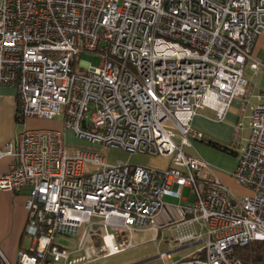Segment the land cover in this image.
I'll return each mask as SVG.
<instances>
[{
	"label": "built area",
	"instance_id": "2783aa9c",
	"mask_svg": "<svg viewBox=\"0 0 264 264\" xmlns=\"http://www.w3.org/2000/svg\"><path fill=\"white\" fill-rule=\"evenodd\" d=\"M263 32L264 0H0V86L16 88L18 118L61 117L0 148L9 158L0 191L26 196L28 249L16 263L96 261L136 246L133 232L154 231L155 240L168 228L181 245L201 244L172 264H242L236 249L264 240L262 95L230 173L250 194L232 196L186 149L208 140L191 123L201 111L222 121L235 99L245 111L244 68L264 73L253 53ZM82 53L98 55V66ZM66 131L169 162L106 163L93 149H68ZM57 235L76 237L73 251L84 254L71 259ZM0 264H12L1 250Z\"/></svg>",
	"mask_w": 264,
	"mask_h": 264
},
{
	"label": "crops",
	"instance_id": "0c3cea01",
	"mask_svg": "<svg viewBox=\"0 0 264 264\" xmlns=\"http://www.w3.org/2000/svg\"><path fill=\"white\" fill-rule=\"evenodd\" d=\"M262 46H264V32L257 38L253 49L254 56L257 60H258L257 56L259 50L261 49ZM259 72L257 73V75L259 74ZM248 85L252 93V86L250 85L249 80H248ZM263 86H264V77H263ZM259 91L260 92L258 95H262V97L264 98V90H259ZM16 92L17 91L15 87L0 86V148L3 147L8 142H15L18 133L23 129L28 128L29 124L34 121V118L20 119L17 117ZM240 103L241 101L239 99H235L232 102L231 107L227 111L222 121H217L215 119V115L213 111L209 109H205L196 116H194L191 122L192 127L202 132L207 139L225 145L226 147L233 150L234 154L231 155L234 156L235 158H233L232 160L231 159L229 160L228 158H224L222 151H218L217 149L211 147L210 145L206 144L205 141H194L192 143V146L186 149L187 153L201 157L202 159L207 161L209 165L212 164L213 162H218L221 159H225L223 169L225 173L228 175H230L231 171L236 166V162H237L236 150L244 144V143L242 144V139H240V137L237 136V132H236V123L238 122L239 117L245 114L244 112L241 113L239 110ZM153 158L164 159V164L163 166H157V165H150V166L161 168L168 165L169 161L168 158L166 157L157 156ZM226 160L230 162L227 163ZM8 163H9V158L4 157L0 159V172H4L7 170ZM212 171L213 174L216 173L214 172L213 168ZM25 199L26 196L24 195L23 192L12 193L8 191H0V250L2 251L5 258L10 263H13L14 261L16 262L17 252L19 250L28 249V242H26L27 238L24 235V229L27 222ZM165 229L172 233V237L174 236L175 232L169 230L168 228ZM183 245L184 247H187L198 244L186 243ZM192 255L193 253L190 256ZM190 256H186V257H190Z\"/></svg>",
	"mask_w": 264,
	"mask_h": 264
},
{
	"label": "rangeland",
	"instance_id": "374dc122",
	"mask_svg": "<svg viewBox=\"0 0 264 264\" xmlns=\"http://www.w3.org/2000/svg\"><path fill=\"white\" fill-rule=\"evenodd\" d=\"M258 60L264 63V46L261 47L259 50ZM80 60L84 64H90L93 66H98L100 58L98 55H94L91 53H82L80 56ZM244 75L249 80L250 85L252 86V95L249 98L246 112L244 111V115L239 117L238 122L236 125H241L239 132H237V136L242 139V144L246 142L248 135L250 133L249 127V117H250V106L254 105L256 101V97L259 94V90H264L263 86V69H260L258 75H254L249 71L248 64L244 68ZM61 121V117H55L53 120L48 121L44 119H36L29 124L30 129H38V128H55L59 127ZM65 143L67 148H75V147H86L88 149H93L103 155L105 157L106 163H116V162H124L128 164H135V165H157L163 166L164 159L162 158H153L148 155L143 154H134L129 153L117 148H106L98 144L87 143L84 141L77 140L72 136L69 131L65 132ZM220 151V150H218ZM224 158H228L229 160L235 158L228 152H222ZM157 159V160H156ZM156 161V162H155ZM226 162H230L227 161ZM224 163L225 159H221L218 162H213L211 167L214 169V172L210 177L217 178L220 180L222 185L227 189V191L237 199H241L242 197L250 194V188L240 185L236 182L231 175H228L224 171ZM211 168V169H212ZM232 172V171H231ZM219 177V178H218ZM182 196L188 197L189 195V188L185 187L182 190ZM165 201H170L173 203H178V199L174 198H164ZM155 235L154 231H141V232H133V242L136 246L129 248L125 251L119 252L114 255L101 257V253H96L95 256H98L96 261L86 262L82 261L79 264H171L180 259L185 258L186 256H190L194 253L197 248L201 245H193L184 247L177 242L172 240V233L167 231L165 228L159 230L157 233V238L155 240H151V237ZM54 241L63 246L68 248L70 251L75 249L76 237H63V236H56ZM28 242V239H26ZM169 252V257H162L159 256L160 253H167ZM84 253L82 251L79 252H72L70 255L71 259H76L81 257ZM12 264H17L15 261Z\"/></svg>",
	"mask_w": 264,
	"mask_h": 264
},
{
	"label": "trees",
	"instance_id": "16d2710c",
	"mask_svg": "<svg viewBox=\"0 0 264 264\" xmlns=\"http://www.w3.org/2000/svg\"><path fill=\"white\" fill-rule=\"evenodd\" d=\"M205 142L217 150L234 154V151L225 145L210 139ZM236 254L242 264H264V240L251 241L247 245L237 248Z\"/></svg>",
	"mask_w": 264,
	"mask_h": 264
}]
</instances>
